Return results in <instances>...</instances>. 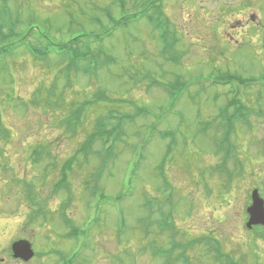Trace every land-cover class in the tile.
<instances>
[{
    "label": "rangeland",
    "instance_id": "rangeland-1",
    "mask_svg": "<svg viewBox=\"0 0 264 264\" xmlns=\"http://www.w3.org/2000/svg\"><path fill=\"white\" fill-rule=\"evenodd\" d=\"M115 1L8 0L0 1V10L6 4L4 10L21 16L22 29L33 20L55 41L76 34L64 29L69 16L80 22L102 17L104 8L118 10ZM161 11L157 31L166 38H159L146 19L118 30L105 43L96 75L73 71L71 87L61 73L63 59L40 63L18 51L0 61V118L10 134L0 139V264H25L10 255L19 240L30 242L36 254L27 264H61L77 255L74 264H161L151 249L169 248L171 232L158 231L160 209L171 217L180 243L213 239L240 264H264V242L246 229L252 190L264 199V0H169ZM46 20L63 27L60 36L43 24ZM106 57L108 64L102 65ZM231 75L260 78L263 85L240 87L245 124L217 118L233 99L231 87L219 81ZM153 82L175 85L177 103ZM50 88L56 98L60 94L59 106L45 105ZM99 90L114 103L87 107L74 137L65 120L74 105L92 100ZM137 107L150 115H135ZM113 109L134 120L124 126L122 141L112 148L115 159L96 180L101 158L76 155L97 119ZM229 113L236 115L234 107ZM228 130L225 146L232 152L226 157L229 150L217 153V145ZM162 133L169 134L166 140ZM170 143L172 152L161 165ZM40 148L53 158L47 152L36 157ZM101 149L97 144L94 152ZM70 160L67 183L56 192ZM29 187L35 204L27 199ZM93 188L110 199L121 197L119 209L104 204ZM73 227L87 231L80 240L84 247L65 237ZM189 250L190 264H216L204 244Z\"/></svg>",
    "mask_w": 264,
    "mask_h": 264
},
{
    "label": "trees",
    "instance_id": "trees-1",
    "mask_svg": "<svg viewBox=\"0 0 264 264\" xmlns=\"http://www.w3.org/2000/svg\"><path fill=\"white\" fill-rule=\"evenodd\" d=\"M164 1L165 0H116L115 2H117L118 4L116 8L118 10H113L110 7L104 8V10H102V12L105 14L102 15V17L107 20L106 22H104V19L102 17L89 16L88 19L80 22L73 16H69L68 20L70 21L67 20L64 23V29L70 31V33L76 32V34L71 33L70 38L67 40L64 39V37L55 41L46 38L40 30L36 31L34 29L33 20L28 21L25 29H22L21 26L25 23H22L20 21V16L15 17L12 12H10V10H4V7L0 10V61H3L6 58L15 55V53H17L18 51L25 54H31L35 57L36 60L45 61L47 63L51 61V59L54 57L53 55H56L59 60L63 59L64 62L68 63V67L66 68L67 73H69L70 71H78L81 68L82 62H92L100 59L102 55L105 56V43L109 39L111 40L118 30H126L130 27V25L143 19H146L154 27V30H159L161 23L163 22V19L161 17V5ZM127 4L131 6L130 9L129 7H127ZM150 10H152V13H149ZM43 24H45V26H48L51 31L53 30L55 34L59 36L64 30L63 27H55V25L50 20H46ZM93 26H97L99 30L94 31ZM160 33L162 37H166V35L163 34L162 30L160 31ZM33 36L43 39L46 42H41L38 39V43H32V41H30V38ZM95 45L97 46L96 50L93 48V46ZM105 63H108L107 57L105 59ZM227 80H229L230 82H234L244 88H249L257 81L256 78L244 79L239 76H230V78ZM173 83L178 84L177 82ZM164 87L172 103L176 102L178 100V94L175 89L176 86L173 84H169ZM50 89L47 90L48 96L45 98V105L47 102L48 106H59V101L61 100L60 94L56 98L55 89ZM38 93L40 94V91H38ZM53 97L55 98L54 100L57 99V101H52ZM100 102L113 103L104 92H99L94 96L92 100L86 101L82 105H80L77 111L72 110L69 118L66 119L65 122L68 130L71 131L74 137L77 135V133H75V129L79 125H81V119H83L82 117H84L87 111L86 108L88 106L92 107L93 105ZM121 102L123 103L125 101L122 100ZM131 104L133 103L131 102ZM28 105L29 104L27 102L21 103V106L23 108H27ZM232 107L235 108L236 117H239L240 120L247 119V116L245 114L247 108L241 102L239 97L233 98L227 103L226 107L221 108L220 112L217 114V118L222 122L224 120H229L230 118L228 111ZM136 111L137 112L135 115L147 113L145 109H141L138 107ZM231 119H234V117H231ZM133 120L134 118H132L131 114H119L116 111H111L108 113V115L97 119L94 131L85 138L76 156L83 155V157L88 159L91 154H97L101 158V160L102 158L107 159L112 157V148L115 147V145L121 141V137L124 136V126ZM152 130L154 131V129ZM230 134V130L226 131L223 138L218 142L217 145V153H221L223 150L225 152L229 150L228 156L226 157H229L230 153L232 152L231 148L227 149V147L225 146L228 144ZM165 136L166 135H163L162 137ZM8 138H10V134L4 129V127H2L0 122V139ZM97 144L101 145V151L103 153L101 151H97L96 153L94 152V147ZM172 146L173 143H170L168 145L166 158L161 161V165L164 162L168 161V158L172 152ZM39 153L40 152L36 151L35 156H38ZM226 157L225 160L227 159ZM72 162L73 160H70L63 166L61 173L63 175V178L57 188L65 186V182L67 183L66 173L67 171L71 170ZM58 190L59 189H56V191ZM68 203H71L70 199L68 200ZM160 213V218L155 221L156 224H159V233L161 234L166 231L171 232V249L163 253L170 258L175 252H177L178 254L176 258H174L175 263L183 262L184 264H190V258L186 255L188 254L187 250L192 249L197 245L204 244L207 252L212 256V259L215 263L239 264L238 262H235L230 256L223 254L218 243L213 239L189 241L184 244L177 243L174 237L179 235V233L175 231L172 225H170V216L166 213ZM151 215L152 214H150V216Z\"/></svg>",
    "mask_w": 264,
    "mask_h": 264
},
{
    "label": "water",
    "instance_id": "water-1",
    "mask_svg": "<svg viewBox=\"0 0 264 264\" xmlns=\"http://www.w3.org/2000/svg\"><path fill=\"white\" fill-rule=\"evenodd\" d=\"M254 206L249 209L251 219L248 226L264 225V201L259 197L258 192L253 193ZM13 253L15 258H21L24 261H29L34 253L30 243L27 241H19L13 245Z\"/></svg>",
    "mask_w": 264,
    "mask_h": 264
}]
</instances>
